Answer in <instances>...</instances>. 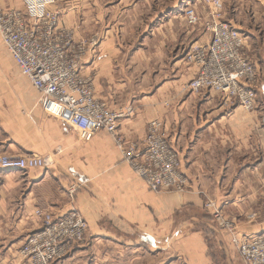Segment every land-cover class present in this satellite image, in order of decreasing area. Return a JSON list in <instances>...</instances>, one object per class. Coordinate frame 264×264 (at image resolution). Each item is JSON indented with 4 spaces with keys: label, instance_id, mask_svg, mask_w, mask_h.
I'll return each instance as SVG.
<instances>
[{
    "label": "crops",
    "instance_id": "1",
    "mask_svg": "<svg viewBox=\"0 0 264 264\" xmlns=\"http://www.w3.org/2000/svg\"><path fill=\"white\" fill-rule=\"evenodd\" d=\"M20 1L18 9L25 11ZM65 1L55 7L62 26L77 42L92 35L99 40L82 69L97 98L132 110L121 120L120 134L140 143L149 123L160 119L189 188L150 191L108 133L79 139L44 111L38 92L12 69L13 76L0 78V92L12 87L10 94L0 93V154L52 157L53 166L0 170V264H23L16 252L40 228L38 208L56 215L72 209L68 177L79 179L74 207L89 231L87 241L58 264H244L204 203L223 206L241 234H264V108L261 102L255 111L227 107L213 93L185 90L196 75L186 52L204 41V29L188 26L181 14L195 0H76L81 7L74 9ZM10 3L0 0L17 8ZM236 12L226 11L227 20L243 32ZM62 172L68 180L57 175ZM10 226L17 231L13 238L5 230Z\"/></svg>",
    "mask_w": 264,
    "mask_h": 264
},
{
    "label": "built area",
    "instance_id": "2",
    "mask_svg": "<svg viewBox=\"0 0 264 264\" xmlns=\"http://www.w3.org/2000/svg\"><path fill=\"white\" fill-rule=\"evenodd\" d=\"M57 2L23 0L25 11L0 4V41L40 95L44 111L85 142L99 132L108 133L124 161L150 191H186L189 182L182 172L181 158L163 134L160 119L149 123L140 143H127L120 134V122L131 108L117 110L99 100L82 70L86 56L99 40L94 37L77 42L74 31L62 26ZM182 14L188 26L204 29V41L192 43L186 52L187 62L196 69L195 78L185 87L187 93L209 92L227 107L257 110L259 70L246 54V34L227 20L224 1L188 2ZM51 164L50 157L36 154H0V170L4 171L28 172ZM69 192L74 194V190ZM204 209L229 235L244 264H264V234H241L237 223L214 200L205 201ZM35 217L41 226L26 239L21 251L28 264H55L70 256L75 245L87 241L89 225L76 208L62 215L38 208ZM255 218V214L249 215V221Z\"/></svg>",
    "mask_w": 264,
    "mask_h": 264
},
{
    "label": "rangeland",
    "instance_id": "3",
    "mask_svg": "<svg viewBox=\"0 0 264 264\" xmlns=\"http://www.w3.org/2000/svg\"><path fill=\"white\" fill-rule=\"evenodd\" d=\"M223 1H224L225 13L227 11V14L230 15L233 10L237 11L235 14V18L240 22V25L243 28V32L247 36L246 54L249 57V59L252 61V63L255 64V66L259 70V76H260L258 98H257L258 99L257 109L259 108L260 102H261V106L264 108V0H223ZM4 2L7 3L8 0H4ZM65 2L70 3V5H67L69 9L81 7V6L77 5L76 0H68ZM65 2H64V4H65ZM9 5H11L13 7H17V8L22 7L20 0H11V3ZM65 6L66 5H64L63 8H66ZM92 36H91L90 40H92L94 38ZM90 40H85V41L88 42ZM8 55H9L8 52L6 51L5 47L2 45V43L0 41V78L1 77L7 78L10 76H13L12 69L18 71L17 66L15 65V63H13V61L9 58ZM0 87H1L0 90H2L3 87L2 86H0ZM4 88L6 90L0 92L1 94H10L11 93L10 91L12 90V87H4ZM50 158H51V163H52L51 166H53V159H52V157H50ZM57 175H59V177H63L64 180L68 177V175L63 174V172L59 173ZM71 176H73V175H71ZM68 178L71 179L70 181L72 182L71 184H69L68 197L70 199V202L73 203V205L76 207L77 206L76 205L77 204L76 193L78 191L79 179H77L78 177L77 178L76 177H72V178L68 177ZM68 178H67V180H68ZM72 187H75V189ZM70 190H74L73 195L70 194V192H69ZM74 206L72 208H75ZM5 230H6V233L8 234V236H12L11 238L16 236L15 233L17 231L13 227L10 226V228H5ZM4 232L5 231H3V229H2V231L0 232L1 235H3ZM23 243L25 244V242H23ZM24 244H22L16 252V261L23 263V264L24 263L28 264L27 261L22 259L21 251H22ZM75 247H76V245H75ZM74 250H75V248L70 253V255L74 252ZM65 259H63L62 261H59V262H64ZM59 262H56L55 264H58Z\"/></svg>",
    "mask_w": 264,
    "mask_h": 264
},
{
    "label": "water",
    "instance_id": "4",
    "mask_svg": "<svg viewBox=\"0 0 264 264\" xmlns=\"http://www.w3.org/2000/svg\"><path fill=\"white\" fill-rule=\"evenodd\" d=\"M263 124H264V120H263Z\"/></svg>",
    "mask_w": 264,
    "mask_h": 264
}]
</instances>
